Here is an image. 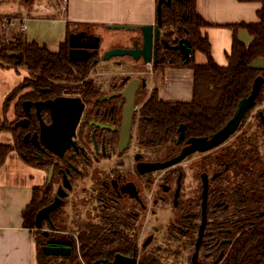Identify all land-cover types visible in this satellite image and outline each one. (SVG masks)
<instances>
[{"label": "trees", "instance_id": "obj_1", "mask_svg": "<svg viewBox=\"0 0 264 264\" xmlns=\"http://www.w3.org/2000/svg\"><path fill=\"white\" fill-rule=\"evenodd\" d=\"M241 1H259L262 5L257 10V22L230 25L233 31L238 26L245 27L252 39L245 44L234 35L225 65L217 64L211 55L208 37L202 31L209 23L197 12L195 0L161 3L163 37L174 43L176 39H182L190 51L186 57L178 49L159 50L154 70L162 71L167 65L191 69L192 93L188 101L160 99L156 87L146 95L134 134L135 143L142 151L154 149L158 154L162 150L169 151L168 143L175 140L181 123L185 125V138L215 133L249 93L253 79L258 75L264 77V68L251 65L255 57L264 55V0ZM67 47L66 40L53 52L36 42L25 41L22 35L1 42L0 66H20L29 72V77L7 94L5 108L13 95L23 88L31 87L33 96L42 93L43 89L55 95L71 78L84 77L88 73L87 66L70 60ZM196 51L205 55L203 63L196 62ZM23 98L24 93L16 101L15 120L0 119V131H9L13 136L12 144L0 143V167L7 153L14 150L27 164L45 168L50 160L40 157L37 149L23 139L27 130V126L21 123L25 117L21 109ZM255 108L257 110L252 112ZM260 112L264 115V85L254 107L246 112L230 139L195 164L201 171L219 173L208 190L207 220L199 264H215L213 259L219 250L223 255L216 264H264V125ZM35 125L33 123L32 129ZM47 188L35 186L31 201L22 211L23 225L33 231L38 264H99L98 257L110 252L112 258L114 251L123 255L134 251L138 256L137 264H191L190 257L178 259V252L171 251L166 241L139 249L138 243L129 242V236L121 235L119 228L114 234L107 232L100 222L95 224L86 220L76 229H70L60 219L54 220L58 229L70 233L55 237L70 247V253L66 256L44 254L41 247L47 241L35 228L34 217L37 210L51 200ZM216 200L225 206L213 208L212 203ZM115 239L124 242L113 243ZM225 239L230 242L222 243ZM189 242H192L191 238Z\"/></svg>", "mask_w": 264, "mask_h": 264}, {"label": "flooded vegetation", "instance_id": "obj_2", "mask_svg": "<svg viewBox=\"0 0 264 264\" xmlns=\"http://www.w3.org/2000/svg\"><path fill=\"white\" fill-rule=\"evenodd\" d=\"M99 38L97 53L91 54L86 60L69 58L87 66L88 73L84 77L71 78L59 94L51 95L48 89H43L42 93L33 96L31 87H26L24 92L22 101H44L57 96H67L78 97L82 103L81 114L72 136V144L62 157L43 150L41 142L39 146L31 143L32 133L39 132V121L32 104L29 105L27 113L22 110L25 117L21 122L27 126L25 134H29V142L25 143L35 147L40 157L50 160V163L43 168L45 178L42 186L46 189L49 187L51 192V200L47 204L54 199L59 187L66 192L61 204L41 221L39 231L47 241L45 245L69 247L55 239L59 234L70 233L67 230L58 229L54 220L64 221L70 229L80 227L85 220L95 224L100 222L107 232L117 234V228H119L121 235L129 236V242L138 243L139 249L143 248L142 244L146 239L149 241L144 248L155 246L156 234L162 233L157 244L166 241L171 251L178 252L176 255L178 259L185 260L190 257L191 262L202 215L201 176L202 173L207 174L208 198L210 183L219 175L218 172L201 171L195 164L223 144L207 152L192 153L171 167L147 169L146 163L164 161L178 154L185 146L186 138L180 143L174 140L168 143L169 151L162 150L158 154L154 149L148 152L142 151L134 139L139 109L146 95L154 87L151 84L157 53L159 50L168 52L178 48L165 47L159 43L155 59L148 64L144 63L141 57L134 59L126 55L102 61L103 51L115 46L131 45L119 43L103 49V39L100 36ZM176 40L175 43L167 41L170 46H175L178 42V39ZM67 48L69 57V45ZM86 54L76 52L72 56L82 57ZM133 87L134 93H132ZM40 115L46 124L50 122L48 110L41 109ZM33 123L36 124L34 129H32ZM193 154L199 155V158L189 164V170L194 171L196 177L195 175L189 177L187 173L185 174L184 165L188 157ZM51 165H53L52 174L46 183L47 172ZM64 182L66 184L68 182L69 187H65ZM67 199H69L68 206L65 203ZM212 205L213 208L225 206L218 200ZM58 209L60 211L57 212ZM67 213H69L68 216ZM158 213H163L166 220L164 228H159L157 225ZM146 225L149 231L141 239L142 228ZM205 228L206 223L198 247V264ZM44 231H47L46 235ZM190 238L192 242H189ZM112 242L118 243L124 240L115 239ZM229 242L225 239L222 243ZM220 252L219 250L215 255L213 262ZM115 254L121 253L114 251L112 258L109 257L110 252L103 253L97 258V262L102 264L101 259L110 262ZM133 255L138 260L134 251L126 256Z\"/></svg>", "mask_w": 264, "mask_h": 264}, {"label": "crops", "instance_id": "obj_3", "mask_svg": "<svg viewBox=\"0 0 264 264\" xmlns=\"http://www.w3.org/2000/svg\"><path fill=\"white\" fill-rule=\"evenodd\" d=\"M53 1L56 4V0ZM48 3H35L28 15L20 14L14 7L6 10L0 3V16L26 17L27 27L22 38L53 52L67 40L70 32L76 30L86 29L88 33L99 35L104 49L109 45L124 44L125 38L138 35L136 31L109 29L107 24L140 26L156 22L157 0H65L60 12L53 3ZM261 5L259 1L195 0L197 12L209 23L202 31L208 37L211 55L217 64H226L234 35L245 44L250 43L252 36L245 27L238 26L233 31L230 25L257 22V10ZM15 33L16 29L0 30V45L3 41L13 40ZM194 57L198 63L206 60L199 51ZM258 59H264V55L251 62L259 66ZM25 77H29V72L24 67L0 66V117L15 120L16 103L11 101L5 108V98ZM156 77L154 87L160 99H191V69L167 65ZM0 143L12 144L11 132L0 131ZM44 178L43 168L27 164L14 150L7 153L0 167V264H38L33 231L23 225L22 211L31 201L33 188L43 185Z\"/></svg>", "mask_w": 264, "mask_h": 264}, {"label": "water", "instance_id": "obj_4", "mask_svg": "<svg viewBox=\"0 0 264 264\" xmlns=\"http://www.w3.org/2000/svg\"><path fill=\"white\" fill-rule=\"evenodd\" d=\"M169 4L170 0H158L156 5L157 19L155 24L147 25H132V24H107L106 27L109 29H123L127 31H136L138 35L135 37L125 38L126 44L130 43L131 46H115L103 51L101 60L105 61L115 56H130L134 59L141 57L144 63L148 64L151 60L155 59L157 53L158 44L161 43L165 47L178 48L179 51L186 57L189 56V48L183 44L182 39H179L177 45L170 46L168 41L162 37L161 28V15L160 5L161 3ZM99 36L88 33L87 30L81 29L70 32L68 35L69 45V58L72 60H86L91 54L97 53L99 47ZM124 43V44H125ZM93 51H90L92 50ZM89 51V52H88ZM79 52L80 54L87 53L82 57H74L73 53ZM264 85V77L261 75L256 76L251 84L249 93L243 97L237 104L235 111L232 116L226 121V123L218 129L215 133L209 136H197L189 137L185 139V146L182 147L181 151L164 161H155L146 163L147 169L156 170L171 167L178 164L186 156L195 152H207L222 144H224L231 135L238 129L240 122L246 112L254 107L256 98L259 95L262 86ZM134 93V87L132 88ZM32 104L36 116L39 121V132H34L30 136L31 143L39 146V142L43 144V150H48L52 154L62 157L63 153L72 144V136L75 131V127L79 120L82 103L78 97H67L57 96L52 99L44 101H22L21 107L24 112H28L29 105ZM45 109L49 112L50 122L46 124L41 115L40 110ZM262 123L264 125V115L262 112L259 113ZM22 123V122H21ZM185 125L180 124L177 128V136L175 138L176 143H180L184 138ZM29 134H24V142H29ZM53 165L50 166L47 172L46 183L52 174ZM144 170H142L143 172ZM202 203H201V222L199 225L198 236L195 242L194 251L191 255V263L198 264V247L201 243L203 230L206 223V198L208 180L207 174L202 173ZM65 187H69V183L64 182ZM66 195L65 190L59 187L56 191V196L47 205L37 210L34 217V224L36 229L41 228V221L47 218L49 213L56 209L62 202V198ZM47 234V231H44ZM149 239H146L142 246L144 247L148 243ZM229 242V240H228ZM42 251L46 255L53 256H66L69 254L70 248L67 246H51L43 245ZM223 252L221 251L218 257L214 260V263H218L222 257ZM102 264H137L136 256H126L122 254H115L113 259L108 262L105 259H101Z\"/></svg>", "mask_w": 264, "mask_h": 264}, {"label": "rangeland", "instance_id": "obj_5", "mask_svg": "<svg viewBox=\"0 0 264 264\" xmlns=\"http://www.w3.org/2000/svg\"><path fill=\"white\" fill-rule=\"evenodd\" d=\"M47 1L50 2V3H53L55 5V7L58 8L59 12L62 10L61 9V6L64 3L62 0H56V4L54 3L53 0H0V3H1V5L6 10H10V9H12L14 7V9L17 10V11H19L20 14L25 13V15H28V13L30 14L32 12L31 10H32V7L34 6L35 3L39 2L40 4H44V3L49 4ZM60 1H61V3H60ZM26 11H29V12L26 13ZM12 15H14V14H11L9 16H12ZM257 62H258V65L259 66H256L252 62H251V65L253 67H257V68H264V66H262V64L264 65V59H258ZM99 70H101V69H99ZM158 73L159 72L154 71V74L152 75V81L154 83L153 86L157 84V77H156V75ZM25 89L26 88H23L22 90H20L16 94H14L13 97L11 98L10 102L11 101H14V103H16V101L18 100L19 96L25 92ZM256 110L257 109L255 108V109H253L252 112H255ZM0 119L1 120L4 119V120L8 121L5 117H0ZM8 122H10V121H8ZM198 158H199V155L193 154V155H191V156L188 157L187 163H185L186 165H184L185 174L187 173L189 177L192 176V175H195V177H196V173L194 171L189 170V164L192 163V162H194V161H196ZM65 203H66V206H68L69 199H67L65 201ZM68 212H69V210H68ZM68 214L69 213H67V216H68ZM162 214L163 213H158L157 225H158L159 228H164V225L166 223V220H165V218L163 217ZM44 227H45V225H44ZM47 231L49 232L48 229H47ZM148 231H149V228L146 225L145 227L142 228V233H141V237L140 238L142 239L144 237V235ZM161 235H162V233L156 234V236H155L156 237V240L154 242V245H156L160 241Z\"/></svg>", "mask_w": 264, "mask_h": 264}, {"label": "built area", "instance_id": "obj_6", "mask_svg": "<svg viewBox=\"0 0 264 264\" xmlns=\"http://www.w3.org/2000/svg\"><path fill=\"white\" fill-rule=\"evenodd\" d=\"M65 3V0H62ZM63 3V9H64ZM27 27V18L24 16H0V30L10 31L16 29L15 36L22 35Z\"/></svg>", "mask_w": 264, "mask_h": 264}]
</instances>
